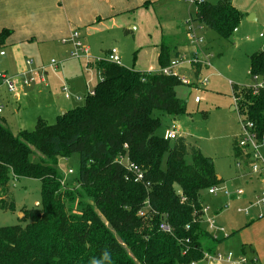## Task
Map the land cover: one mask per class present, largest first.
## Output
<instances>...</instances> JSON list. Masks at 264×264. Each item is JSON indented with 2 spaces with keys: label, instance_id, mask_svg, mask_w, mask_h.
Returning <instances> with one entry per match:
<instances>
[{
  "label": "trees",
  "instance_id": "16d2710c",
  "mask_svg": "<svg viewBox=\"0 0 264 264\" xmlns=\"http://www.w3.org/2000/svg\"><path fill=\"white\" fill-rule=\"evenodd\" d=\"M243 20L232 0H220L203 1L192 21L230 40ZM9 33L1 31L0 43ZM174 51L164 38L156 73L100 61L94 95L55 124L38 117L32 132L15 135L0 117L2 209L13 208L10 185L20 178L39 180L42 198L40 208L24 212L25 227L0 228V264H190L217 253L223 240L205 223L204 195L223 180L184 137L156 135L161 122L154 111L186 113L176 93L182 80L161 72ZM249 59L252 77L264 78V52ZM232 88L239 116L264 135V91ZM73 155L79 172L77 186L69 187L57 167ZM123 156L140 169L142 181L118 162ZM162 223L170 230L162 231Z\"/></svg>",
  "mask_w": 264,
  "mask_h": 264
},
{
  "label": "rangeland",
  "instance_id": "374dc122",
  "mask_svg": "<svg viewBox=\"0 0 264 264\" xmlns=\"http://www.w3.org/2000/svg\"><path fill=\"white\" fill-rule=\"evenodd\" d=\"M203 1L218 4L220 0ZM232 3L244 14V20L237 27V31L234 30L230 40L219 39L215 32L194 22L198 38L203 40L202 44L195 45L186 40L187 43L177 46L178 52L175 50L173 53V61L179 58L185 62L178 66L175 72L181 80L184 78L186 81V83L181 81V85L176 88L177 97L186 105V113L177 117H170L160 111L153 113L161 122L156 135L164 137L171 124L176 123L179 128L178 137H184L190 145L200 148L202 154L213 161L217 176L223 180L219 187L228 189L232 187L233 179L237 175V152L234 143L241 134L239 114L233 111L235 96L232 85L236 84L242 89L252 84L249 57L258 52H264V38H260V34L264 31V0H232ZM150 12L153 15V21L150 19L144 21L146 29L144 32L139 30V35L130 26L123 28L118 27L116 22H109L102 32L84 39L91 48L92 63L72 58V51L62 54L61 58L55 56L53 52L43 54V58L47 61L54 58L58 63L62 62V69L67 72L65 78L68 85L74 86L83 99L81 102L71 103L73 108L84 105L88 82L91 81L90 88L95 91L96 85L101 80L97 63L106 59L104 53L111 46L118 49L123 67L132 70L141 67L150 68L151 62L152 70L156 62L151 51L157 49L155 44H159L158 29L170 41L174 37L185 41L184 26L188 21L195 19L197 6L194 5L189 9L185 3L166 0L152 8ZM74 31L82 34V29L78 28ZM6 62L7 60L0 62V73L6 71ZM141 63H143L142 66ZM196 66L203 67L199 77H195L193 73V67ZM157 68L156 66L153 69ZM0 88V106H4V113L0 114V117L6 118L15 135L23 130L32 132L40 113H34L30 101L27 108L23 107L19 113H16L11 103L14 99L8 102V97H13V94H9L2 83ZM196 99H199V102H196ZM34 106L38 108L42 106V103L38 102ZM235 107L237 111V106ZM46 111L45 107L41 110L43 114L41 117L46 118L49 124H55L57 117L62 114V111L58 113L51 111L48 115ZM188 161L191 162V159L188 158ZM57 170L63 177V185L77 186L75 179L79 172V156L73 155L68 159H60ZM69 170H72L73 174H70ZM10 197L14 203L11 210L6 211L0 205V228L17 225L25 227L29 220L24 218V212L41 207V182L29 178L13 180L10 185ZM225 200L221 197L215 199L208 193L205 194L207 217H216V214L220 213L226 205L225 202L229 203V208L216 220L217 226L225 228L227 235L239 236L240 230L242 231L248 221L252 220L253 215L238 214L237 209L240 206ZM234 236L224 240L222 248L224 250L225 247H231L232 252L239 255L241 243L233 240ZM231 239L232 241L228 242ZM258 245L262 246L261 240L258 241Z\"/></svg>",
  "mask_w": 264,
  "mask_h": 264
},
{
  "label": "crops",
  "instance_id": "0c3cea01",
  "mask_svg": "<svg viewBox=\"0 0 264 264\" xmlns=\"http://www.w3.org/2000/svg\"><path fill=\"white\" fill-rule=\"evenodd\" d=\"M165 1L166 0H0V33L3 30H9L10 32L9 35L0 43V62L7 60V68L4 73H8L9 75H20L23 77L26 72L29 71V67L26 65L27 60H32L34 62V67L38 68L41 66H48L50 61L54 60V58H51L50 61L45 60L43 58V54L45 52H53L54 55L59 58H61V55L64 53H70L72 51L71 43H64L63 41H67L70 35L75 32L74 30L78 28L82 29V34L80 33L82 41L89 48L90 54L91 48L84 39H87V37L91 38L97 33L102 32L105 29L106 24L109 22H116L118 27L123 28L130 26V28L133 31H136L139 35V30L144 32L146 29L144 21H148L149 19L153 21V15L150 12L151 9ZM176 2L184 4L178 2L177 0ZM190 8L191 7L189 6V9ZM123 15L129 16L122 17ZM184 27L186 28V24ZM185 28V41H182L179 38L177 39V37H174L173 39L171 38L173 41H170L169 38L165 37L164 33L158 29V34L160 33L158 40L159 44H155L157 49L151 51L156 62L154 67L157 66L158 68L154 70L153 67L151 70L150 62V68L141 67L143 65V63H141V66H139L141 68H136L134 70L145 73L159 72L160 66L158 59L163 39L167 38L169 44H171L173 49L178 52L177 46L189 42ZM134 37L136 36L134 35ZM155 43H157V41H155ZM140 45L142 46L143 44L141 43ZM112 49L117 48L111 46V48L104 53L105 57L108 56ZM1 53H4V55ZM118 54L120 55L119 51ZM1 65L3 66L4 64ZM62 66L63 64L60 62L56 71H53L50 68L47 69V84H34L26 88L22 87L17 96H9L8 102H11V99H14L11 103L15 107V112L19 113L21 108H27L28 101L32 103L34 113H40L38 117L43 115L41 110L44 107L47 109L46 113L48 115H50L51 111L58 113L59 111L63 112L73 109L71 103H77L78 101L76 100V97L80 96L74 86H71L70 84V86L68 85L65 78L67 72L62 69ZM194 68H196L195 70H199V77L203 67H193V73L196 75ZM253 84L254 80L249 86H252ZM90 85L91 81L86 84L87 94L92 90ZM64 86H67L70 90L72 95L70 100H67L64 96L62 91ZM38 102L42 103V106L36 108L34 104H38ZM234 107L233 111L237 112L234 110ZM17 108H19V110H17ZM0 109V114H3L4 106L1 105ZM3 118L7 122L6 118ZM7 124L9 123L7 122ZM237 140L234 144L238 158ZM261 150L264 158V145ZM236 169L237 175H235L233 179L232 187H229V189L226 187L223 188H226L231 192H234L237 189H244L246 194L242 198L237 199L234 197L233 199L228 200L222 195H218L217 197L209 195V193L208 195L214 197L215 199L219 197L224 198V200L227 199L228 202H233V204L240 206L239 208H246L253 199V195L261 190H264V180H260L255 176L247 174L244 175L243 170L238 168ZM218 178L222 180V178ZM225 203L229 204L227 202ZM225 203H223V205ZM223 209L225 208L223 207ZM223 209L220 213L216 214V220L221 214H223L222 212L227 210ZM254 209H252L251 212L253 215L252 220L248 221V224L242 228V231L240 230L239 236L228 235V237H225L222 234L221 235L223 237L219 236V239L223 240V242L218 246L216 252L222 253L232 251L231 247H225L224 250L222 247L224 240L228 238L230 239L234 236V239H232L238 240V242L241 243V246H239L240 251L238 250L239 255L235 254L237 257L244 255L251 259L253 264H264V217L262 219L257 218V216L261 213L264 214V207ZM232 239L228 242H231ZM259 240L262 241L261 247L258 245ZM200 263L228 264L225 262H211L205 259L198 262V264Z\"/></svg>",
  "mask_w": 264,
  "mask_h": 264
},
{
  "label": "built area",
  "instance_id": "2783aa9c",
  "mask_svg": "<svg viewBox=\"0 0 264 264\" xmlns=\"http://www.w3.org/2000/svg\"><path fill=\"white\" fill-rule=\"evenodd\" d=\"M178 2L185 3L190 7L196 5L199 6L203 0H177ZM186 35L190 43L195 45H201L203 40L198 38L197 31L194 27L192 20L186 23ZM260 38H264V31L260 34ZM72 45L71 56L74 59L85 60L87 63L91 62V54L89 48L83 43L81 34L78 31L73 32L67 41ZM4 55V53H1ZM106 62L121 65V59L119 57L117 49H112L108 56L105 59ZM100 62V61H99ZM184 63L183 59L172 61L171 65L167 68H164L161 72L167 76H177L175 70L178 66ZM26 65L29 67V71L26 72L25 76L21 77L20 75H9L8 73H0V83L6 87L10 94L17 96L21 91L22 87H29L34 84H47L46 71L48 68L56 71L58 69L59 63L55 60H51L48 66L34 67V62L32 60H27ZM178 77V76H177ZM254 84L252 86H247L248 89H251L253 95L259 94L260 91H264V78L261 76H253ZM182 81L186 83L183 78ZM201 81V80H200ZM64 96L67 100L72 98L70 90L67 86H64L62 89ZM88 95H94V91H89ZM78 102H81L83 99L81 97H76ZM196 102H199V99H196ZM235 97V105H236ZM1 112V109H0ZM241 123V135L237 140L238 148V158L236 166L238 169L243 170V174L257 176L260 180H264V158L261 153V149L264 145V135L260 136L256 131V126L251 121H244L240 116ZM179 136L178 126L176 123H172L165 134V139L175 140ZM118 162L124 166L128 171L134 174V181L140 182L143 180V174L138 167L130 163L126 157H120ZM246 169V171H245ZM69 173L72 174L73 171L69 170ZM209 195L217 197L222 195L228 200L242 198L246 192L244 189H237L234 192H231L223 187H213L208 191ZM225 209L229 208V204L223 206ZM264 207V190H261L253 195V199L246 208L237 209V213L243 215H250L252 209ZM207 209H204L205 214V223L208 227L209 232L215 239H219L220 235L227 237V232L225 228L217 226V221L215 217H207ZM140 216L145 215L144 211L138 213ZM264 214L261 213L257 216L258 219H262ZM162 231H169L170 228L165 223H162L160 226ZM205 260L211 262H225L228 264H253L252 260L247 258L244 255L237 257L234 252L228 251L227 253L217 252L215 255L205 254ZM190 264H198L196 261H193Z\"/></svg>",
  "mask_w": 264,
  "mask_h": 264
},
{
  "label": "water",
  "instance_id": "95a60500",
  "mask_svg": "<svg viewBox=\"0 0 264 264\" xmlns=\"http://www.w3.org/2000/svg\"><path fill=\"white\" fill-rule=\"evenodd\" d=\"M234 110H236V107H234ZM66 111H63L61 115H65Z\"/></svg>",
  "mask_w": 264,
  "mask_h": 264
}]
</instances>
